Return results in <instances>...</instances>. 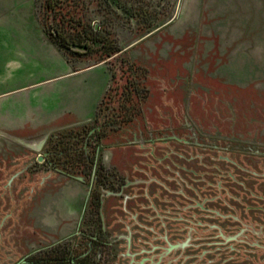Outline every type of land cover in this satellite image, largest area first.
I'll use <instances>...</instances> for the list:
<instances>
[{
  "label": "flooded vegetation",
  "instance_id": "1",
  "mask_svg": "<svg viewBox=\"0 0 264 264\" xmlns=\"http://www.w3.org/2000/svg\"><path fill=\"white\" fill-rule=\"evenodd\" d=\"M126 83L118 106L101 105L90 121L52 132L40 166L25 172L44 173L34 183L46 191L55 170L65 179L58 188L89 183L90 191H80L57 243L14 264H264V103L212 101L206 113L195 111L196 97L173 116L176 124L165 111L159 116L169 123L155 126L138 121L147 118L137 104L148 99L144 86ZM125 130L129 138L112 146L127 149V160L106 157L104 140Z\"/></svg>",
  "mask_w": 264,
  "mask_h": 264
},
{
  "label": "rangeland",
  "instance_id": "2",
  "mask_svg": "<svg viewBox=\"0 0 264 264\" xmlns=\"http://www.w3.org/2000/svg\"><path fill=\"white\" fill-rule=\"evenodd\" d=\"M30 1L31 14L29 0H0V20H28L30 15L31 20L40 23L37 0ZM128 1L146 12L144 23L137 21L141 17L127 20L124 16L111 22L110 30L124 50L106 63L114 76L102 106L119 105L127 80L140 82L149 94L142 103L133 99L147 113L146 120L139 123L148 121L155 126L176 124L173 116L183 110L186 100L193 102L196 97L201 107L195 102L193 108L206 113L212 101L224 108L231 98L235 103L240 98L244 108L264 103V0ZM90 10L97 13L94 4ZM157 21L166 22L140 36L145 25ZM227 87L235 88L233 93H223ZM214 96L216 99H212ZM165 111L172 114L169 122L159 116ZM127 134V130L110 134L104 140V155L113 152L119 162H125L127 149L113 148L112 144L123 143L129 138ZM41 151L28 144L0 151V264H14L31 250L57 243L60 223L76 214L80 191L84 195L90 191L89 183L79 185L73 181L58 188L65 179L56 170L50 191H46V185L36 187L34 182L44 173L31 177L24 174L29 167L40 166L36 156ZM16 170L22 171L20 176L12 175ZM30 183L33 190L29 192ZM37 200L38 205L34 204ZM38 224L44 225L48 233L42 232Z\"/></svg>",
  "mask_w": 264,
  "mask_h": 264
},
{
  "label": "crops",
  "instance_id": "3",
  "mask_svg": "<svg viewBox=\"0 0 264 264\" xmlns=\"http://www.w3.org/2000/svg\"><path fill=\"white\" fill-rule=\"evenodd\" d=\"M30 17L0 20V151L90 121L111 82L105 61L73 65Z\"/></svg>",
  "mask_w": 264,
  "mask_h": 264
},
{
  "label": "trees",
  "instance_id": "4",
  "mask_svg": "<svg viewBox=\"0 0 264 264\" xmlns=\"http://www.w3.org/2000/svg\"><path fill=\"white\" fill-rule=\"evenodd\" d=\"M37 3L43 33L73 65L83 60L89 66L102 61L107 63L109 58L124 50L110 30L111 22L124 16L127 20L141 17L137 21L144 23L142 17L146 13L128 0H37ZM93 4L97 13L90 10ZM165 22H149L140 36L144 37ZM113 76L111 73V79Z\"/></svg>",
  "mask_w": 264,
  "mask_h": 264
}]
</instances>
